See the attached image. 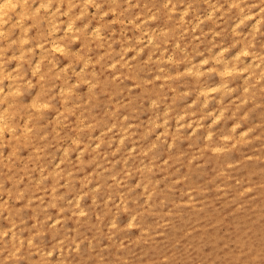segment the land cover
Wrapping results in <instances>:
<instances>
[{
    "label": "clouds",
    "instance_id": "obj_1",
    "mask_svg": "<svg viewBox=\"0 0 264 264\" xmlns=\"http://www.w3.org/2000/svg\"><path fill=\"white\" fill-rule=\"evenodd\" d=\"M0 264H264V0H0Z\"/></svg>",
    "mask_w": 264,
    "mask_h": 264
}]
</instances>
